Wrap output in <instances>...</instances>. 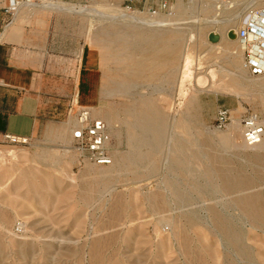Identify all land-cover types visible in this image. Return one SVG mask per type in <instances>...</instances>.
Returning a JSON list of instances; mask_svg holds the SVG:
<instances>
[{"label":"rangeland","instance_id":"1","mask_svg":"<svg viewBox=\"0 0 264 264\" xmlns=\"http://www.w3.org/2000/svg\"><path fill=\"white\" fill-rule=\"evenodd\" d=\"M56 1L26 8L58 17L51 33L74 54L72 90L80 78L74 105L107 125L112 163L79 158L68 112L29 145L0 143V264H264V224L241 205L251 198L264 213V135L247 148L240 125L256 114L264 129V72L244 69V46L228 37L264 0H175L158 16L93 0L105 18L42 9ZM123 14L132 24L106 21ZM149 20L185 23L160 29L180 44L127 50ZM221 109L230 121L219 129Z\"/></svg>","mask_w":264,"mask_h":264},{"label":"crops","instance_id":"2","mask_svg":"<svg viewBox=\"0 0 264 264\" xmlns=\"http://www.w3.org/2000/svg\"><path fill=\"white\" fill-rule=\"evenodd\" d=\"M9 1L0 0V138L9 133L37 139L53 130L54 120L78 110L80 78L72 90L74 54L58 50L51 33L58 17L27 5L11 16L5 12ZM65 86L70 87L67 93ZM63 92L68 100L61 98Z\"/></svg>","mask_w":264,"mask_h":264},{"label":"built area","instance_id":"3","mask_svg":"<svg viewBox=\"0 0 264 264\" xmlns=\"http://www.w3.org/2000/svg\"><path fill=\"white\" fill-rule=\"evenodd\" d=\"M35 0H11L5 12L8 15L14 14L19 7L25 4H32ZM78 5H87L93 0H75ZM128 4H141L148 13L153 15L159 12L168 13L172 11L170 5L175 0H125ZM225 4L231 5L236 0H221ZM243 20L236 30L237 40L244 46L243 68L250 70L252 74L264 72V7H245L243 10ZM262 19V20H261ZM257 48V50H255ZM76 127L72 130L71 137L73 149L81 160L90 162L96 166H109L112 162L109 153V134L107 125L99 118L93 117L88 108H79L74 113ZM230 121L227 110L218 111L217 125L219 129L225 128ZM242 127V144L247 148L258 145L263 138L264 129L260 118L256 114H246L240 119ZM30 137L3 134L0 138L1 144L11 146L29 145ZM17 232L22 231V225L18 224Z\"/></svg>","mask_w":264,"mask_h":264},{"label":"bare ground","instance_id":"4","mask_svg":"<svg viewBox=\"0 0 264 264\" xmlns=\"http://www.w3.org/2000/svg\"><path fill=\"white\" fill-rule=\"evenodd\" d=\"M219 1H217V2H219ZM56 2L57 3H55V4L42 7V9L44 11H46V12H63V13L72 14V15H83V16H87V17H92L93 16V17H97V18L103 17V15H101L99 13V11H98V9L100 7L98 8V6H94V3L93 2H92L93 3V6L90 5L91 6L90 8H86L87 6H85V7H81V6L80 7H77V6H74L72 4L70 5V4H67V3H63L61 1H56ZM177 4H179V3H177ZM25 5L31 7V4H25ZM178 7L179 6L177 5L176 8H178ZM181 8H183V7H181ZM179 10H180V8H179ZM182 11H184V9H182ZM145 15L158 16L156 14L155 15H153V14H145ZM103 18H105V17H103ZM127 19H130V18H128V15L123 14L120 19L119 18H116V19H113V18H110L109 19L108 18V20H106V21H109V22H120V21H123V23H125V24H132V22L128 21ZM222 23L224 24L225 22H222ZM146 24L142 23V25H145L146 27L149 28V29H145L146 32H140L139 31L140 33L139 32H138V34L135 33V35L133 36L134 40H132V42H126L124 44V47H126L127 50L129 48L131 52H136L137 54H140L142 52V46L141 45H142V43H145V45L149 48V50L151 52L155 53V52H158L160 50L169 51L170 48L172 47V45H174V47H175V46H177V45L180 44L181 36L179 34H175L174 37H173V40L171 41L169 38H170V35L172 34V31H166V30L162 31L160 29H167V28H169L171 26L185 24V23H182V22L181 23L180 22H176V23L172 22L171 23V22H167V21H163V22H161V21L156 22L155 21V22H153V21H150L149 20V21H146ZM224 27H225V25H224ZM155 28H157V29L155 30ZM229 29H231V31H229L228 37L230 39H235V34L237 33L236 30H235V27L234 26H229ZM209 38L210 39H213V40H216L217 39V36L216 35H210ZM140 40L142 41L141 43H140ZM230 41H232V40H230ZM255 50H257V48H255ZM134 64H140V63L139 62L135 63V61H134ZM138 67H139V65H138ZM202 80L203 79H198V83L199 82L201 83ZM126 85L123 86V87H128ZM145 123H147V122H145ZM156 124L157 123H155L154 126H156ZM260 143L262 144V141ZM260 143L258 145H260ZM102 167H105V166H102ZM233 187H231L232 190H233ZM235 188H236V186H235ZM236 189H238V188H236ZM250 196H252V195H250ZM252 198H255V197H252ZM250 200H251V198H250ZM250 200H248V199L245 198L244 200L242 199V203H241L240 202L241 199H240L239 204L241 203L242 207H245L246 208V210H245L246 212L245 213L250 217V219L254 223H257V224L260 223L261 225H263L264 224V213H260L259 211H261V210L255 211L254 210L255 208L253 207L254 204L253 203L251 204L250 203ZM252 202H255V201H252Z\"/></svg>","mask_w":264,"mask_h":264},{"label":"water","instance_id":"5","mask_svg":"<svg viewBox=\"0 0 264 264\" xmlns=\"http://www.w3.org/2000/svg\"><path fill=\"white\" fill-rule=\"evenodd\" d=\"M236 37H237V35H236Z\"/></svg>","mask_w":264,"mask_h":264}]
</instances>
